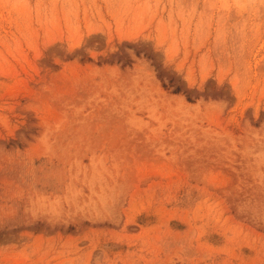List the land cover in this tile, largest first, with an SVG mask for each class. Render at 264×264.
I'll list each match as a JSON object with an SVG mask.
<instances>
[{
  "label": "rangeland",
  "instance_id": "obj_1",
  "mask_svg": "<svg viewBox=\"0 0 264 264\" xmlns=\"http://www.w3.org/2000/svg\"><path fill=\"white\" fill-rule=\"evenodd\" d=\"M0 264H264V0H0Z\"/></svg>",
  "mask_w": 264,
  "mask_h": 264
},
{
  "label": "trees",
  "instance_id": "obj_2",
  "mask_svg": "<svg viewBox=\"0 0 264 264\" xmlns=\"http://www.w3.org/2000/svg\"><path fill=\"white\" fill-rule=\"evenodd\" d=\"M178 90L176 89V92H177Z\"/></svg>",
  "mask_w": 264,
  "mask_h": 264
}]
</instances>
